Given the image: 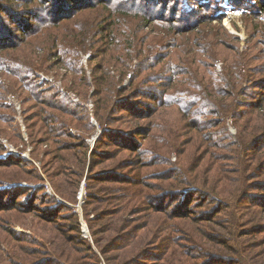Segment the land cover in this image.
Instances as JSON below:
<instances>
[{
    "label": "trees",
    "instance_id": "1",
    "mask_svg": "<svg viewBox=\"0 0 264 264\" xmlns=\"http://www.w3.org/2000/svg\"><path fill=\"white\" fill-rule=\"evenodd\" d=\"M24 1L26 2L19 5L22 6L21 9L27 8V11L21 13L6 7L5 3H13V0H0V33L5 34L4 38L0 37V74L5 80L8 79L9 82L6 81L11 83L12 89H16L24 97L23 103L26 106L30 105L25 108L26 121L37 120L41 124V132H44L46 136L43 141L53 144L54 149H51V155L55 167L59 170H64L66 165L74 161L76 157V154H65L73 148V145L62 142V140L73 139V136L69 134L71 126L77 123L82 130L87 127L88 131L92 132L95 129L87 113H84V108L79 104H72L65 94L52 85L41 82L37 69L43 68L46 63L56 59L65 67H71L72 64L79 65L80 53L94 49L95 46L98 47L96 50L103 46L108 49L115 48L118 43L124 54L117 56L116 59H124V72H119L121 74L119 79L117 76H110L107 79L106 74L111 68L108 63L104 68L106 73L104 70L101 72L98 82L101 88L96 96L93 114L103 132L98 143L112 140L116 145L122 146L127 151L131 150L136 155L143 153L145 159L147 155L153 156L149 149L144 148L145 142L138 149L135 142H131L128 138L132 135L130 132L111 130L112 124H107L108 120L121 119L122 109L125 110L128 106L121 108V104L129 101L117 103L120 94L118 84L120 79L133 73L143 58L154 59L156 50L162 46L160 42H157L155 46L149 44L146 48L140 49L141 40L144 43L148 40H143L146 34L142 35L144 29L141 30L139 26L147 24L146 27H150L152 23L153 26L167 25L169 29L166 38L174 36L177 41L183 39L185 49L172 46L175 51L165 65L169 74L164 77L165 83L160 87L162 82L156 83L163 92H158V96L154 99H151L153 96L148 92L138 96L140 92L134 91L128 97H131V100L142 98L155 103V108L148 114L139 115L140 109L137 107L136 117L141 120L148 117L143 115H149L155 109L156 115L158 111L164 112L163 109L177 108L176 111L185 114L187 122L195 131L194 139L181 142L175 134L181 127L176 121H173V132L168 130L166 133L162 132L166 129H159L157 133V127H161L152 122L148 124L145 136L139 134L140 136L136 139L138 141L146 139L145 141H149L150 144L157 142L154 150L157 153L155 160L163 159L158 156L160 153L166 152L170 155L182 150L179 149L180 146H186L187 153L193 150L199 153L198 156L195 154L190 159L184 158L177 168L170 170L175 172L171 178L168 176L171 182L166 187H169V191L162 194L166 197L171 196L172 201H180L175 198L181 199L182 195L189 191L187 196L184 195L183 202L189 198L193 200L194 197H203L204 200H198L194 206L202 211L196 216V220L190 218V215L187 216L191 222L195 221L196 228L202 227L199 232L203 229L204 236L195 234V238H189L195 247L188 250L194 249L192 250L194 257L203 259L204 264H264V238L260 241L258 239L264 233V217L253 218L255 203L259 199V195L253 194V191L259 189L261 183L258 181L264 175L259 171L264 165V97L253 94L260 84H254L251 80L255 76L252 74L255 72L251 71L256 69V66L252 65V57L245 60L237 59L236 51H228L218 46L209 52L208 47L211 43L209 34L204 29L196 33L193 29L204 21V25L210 23L212 21L210 17L215 18L217 11L222 9L219 6L223 0H209L210 5L197 6L200 11L198 21L191 17L195 15L193 10L185 9V2L193 5L195 0H147L152 4L148 11L140 9L143 5L142 0H85L86 4L83 5L85 10L76 9L80 0L75 2L74 0ZM253 1L255 0H243V6L240 8L243 15H258L256 9L259 6H254ZM263 10V8L260 9V11ZM9 20H14L11 24L16 26H9ZM26 20H29L28 25H24ZM6 36L10 38L8 43L1 41V38L5 40ZM183 52L185 53L182 57ZM176 54L178 55L172 64L173 56ZM202 56L205 57L204 60L200 58ZM38 58L45 59L43 64ZM215 61L223 62L220 72L214 70ZM80 68H82L81 65ZM148 69L150 68L147 67L145 70ZM260 71L262 72H256L257 75H264V63ZM77 72H83V68L81 70L78 67ZM144 73L139 71L133 79L134 82L135 79L143 80ZM176 77H183L182 79L186 81L179 82ZM179 85L186 86L189 90L194 89L191 90L193 94L189 96L186 92L176 91ZM262 89L264 91V87ZM5 91L7 88L0 85V105L2 106ZM259 99L262 100L258 102ZM69 101L71 106L68 104ZM146 107L149 106L146 105ZM9 109L12 113L7 122L11 123L14 112L12 108ZM245 109H247L246 116L243 117L241 113ZM129 112L133 113V110ZM228 119H233L237 126H241L244 122H255L252 126L253 131L251 127H243L238 136H231L227 133ZM81 123H85L84 126ZM77 124L74 128H79ZM209 126L223 130L226 136L221 137L223 139L221 142L215 143L214 136L208 134ZM141 131L138 130L134 134L138 135ZM68 147L71 148L68 149ZM77 148L80 149L81 146ZM5 150V146L0 143V154H3ZM150 162L153 166L154 160ZM10 167H19L23 172L25 167L33 168V165H27L24 160L15 156L0 159V171ZM208 173V179L214 175L219 176L217 185L219 188L223 186L222 191L212 193L208 190L210 181H205ZM228 173L231 176H227ZM60 174L66 177L65 174ZM99 176H111V172L105 170ZM241 178L246 182V187H235L234 190L225 191V188L231 187L234 179ZM127 181H129L128 177L117 180L116 183L126 184ZM129 183L138 185V182ZM192 190L194 192H191ZM120 193L123 196L121 195L120 198L119 211L110 213L111 223L105 229L98 228L94 231L95 221L87 219L89 229L97 237L94 242L97 251L81 237L79 219L74 215L76 224L71 231L76 234L69 236L68 226L56 225L55 232L57 231L56 237L60 246L58 251L55 250L52 254L46 253V257L37 258L42 251L29 250L21 244V240L18 242L16 238L9 235V240L13 241V246L10 247L13 256L9 264H101L102 260L105 264H146L145 259L153 257L157 248L163 253L162 258L155 256L157 258L152 260L159 259V264H183L182 260L187 256H183L180 262L176 260V255L181 248H184L186 253L188 250L180 243H175L174 226H171L174 231L172 237L165 233V237L159 243V238L153 234V231L150 235L151 231L146 225L147 222L137 226L132 218L136 210L135 205L147 201L150 196L142 193L137 197V193L131 189L120 190ZM157 198H155L156 201H158ZM35 200L37 197L33 198V204L30 210H27L33 217L41 214L37 212L39 207H34ZM1 205L3 206L2 203ZM0 208H4L3 212L9 211L4 206ZM16 208L24 210L23 207ZM142 213H147V210L142 208L138 214ZM157 213L154 214L157 215ZM101 216L99 213L94 219ZM43 220L51 225V220L47 218ZM239 229H242V232L239 233ZM101 236L104 237L102 240Z\"/></svg>",
    "mask_w": 264,
    "mask_h": 264
},
{
    "label": "rangeland",
    "instance_id": "2",
    "mask_svg": "<svg viewBox=\"0 0 264 264\" xmlns=\"http://www.w3.org/2000/svg\"><path fill=\"white\" fill-rule=\"evenodd\" d=\"M13 1V3H5L6 7L12 11L21 13L27 11V8L23 7V9H21L22 6L19 5V3L26 1ZM142 1L143 5H141L140 9L148 11L149 6L152 4L147 0ZM78 2L76 9H83V5L86 4V1L80 0ZM253 3L254 6H259V8L256 9L258 15L245 16L240 11V8L243 6V0H223L219 6V8L222 9L217 11L215 18H213L214 16L210 17L212 18L210 23L204 25V21L193 29L195 33L198 30L204 29V31L209 34L211 41L208 47L209 52L213 50L214 47L219 46L228 51H236L238 53L236 54L238 56L237 59L239 60L252 57L253 60L251 62L253 66H256V69H252L251 71L255 72L252 73L255 76L251 80L254 84H260V86H257L258 88L253 91V94H260L264 97V91L262 89L264 87V75H257L256 73L262 72L260 70L264 63V10L260 11V9H264V0H255ZM17 5L18 8H16ZM207 5H210L209 0H195V4L193 5L185 2V9L189 11L193 10L195 15L191 17H193L195 21H198L200 11L197 9V6ZM141 15H143V13H141ZM9 22V26H16L15 24H11L14 23V20H9ZM120 23L123 22L120 21ZM28 24L29 20L24 21V25ZM117 25L119 26V24ZM146 26L148 25L139 26L141 30L144 29L142 35L144 36L146 34L143 40H148L146 43L141 40L139 48L144 49L149 44H154L155 46L157 42H160L162 46L156 50L154 59L143 58L137 65V68L134 69L133 73L120 79L121 81L118 84L120 94L117 103L120 101L121 103L125 101H129L130 103L121 104V108H125V106L128 105L125 109L127 111L122 109L121 119L107 121V124H112L111 130L130 132L132 135H129L128 138L131 142H135L134 144L138 149L145 142L146 144L143 145L144 148L149 149L151 154L153 153V156L147 155L145 159L143 153L136 155L131 150L127 151L122 146L116 145L112 140L104 141L102 144L98 143V140H100L103 134L100 124L93 115L94 104L97 100L96 96L101 88L98 82L101 72L104 70L106 73L104 68L108 63L111 65V68L106 74L107 79H109L110 76H117V79H119V77H121L119 72H124V59H116L117 56H123L124 54L118 43H116L117 45L115 48L108 49L103 46L101 49L96 50L98 47L95 46L94 49L80 53L79 65L72 64L71 67H65L63 64H59L58 59H56L53 62L46 63L43 68L37 69L39 72L38 77L41 82H47L52 85L65 94L67 100H70L72 104H79V106L84 108V113H87L90 118V123L95 129L92 132L88 131L87 127L85 130H82L80 124L77 123L79 128H74L76 124L71 126L69 134L73 136V139L66 141L62 140V142H68L73 145L72 149L68 147L70 150L66 151L67 153L65 154H76V157L74 161H70L66 165L64 170H59L58 167H55L54 159L51 155V149H54V146L51 142L46 143L43 141L46 136L44 132H41V124L37 120L26 121L25 108L30 105L26 106V104L23 103L24 97L20 95L19 91L12 89L10 87L11 83H7L8 79H6V81L0 74V85L7 88V91H5V98L3 99V106L0 105L2 106L0 108V143L3 144L6 149L3 154H0V159H7L10 156H15L20 160H24L25 164L33 165V168L25 167L23 172L20 171L19 167H10L0 171V207L4 206L9 210L3 212L4 208H0V264H9L13 256L10 248L13 246V241L9 240V235H11L12 238H16L18 242L21 240V244L29 248V250L42 251L37 258L46 257V253L52 254L55 250L58 251L60 244H58V239L56 237V225L68 226L67 231L69 232V236H74L76 233L71 231L76 224L74 215L78 216L79 219L81 237L83 240L87 241V243H90L94 250L97 251L94 244L97 237L93 235L92 230L89 229L87 219H93V221H95L94 231H97L98 228L105 229L106 226L111 223L109 217L110 213L119 211L120 198L123 196L120 190L125 189L133 190L137 193V197L142 193H146L150 196L147 201H142L139 205H135L136 210H134L132 218L137 226H141L144 222H147L146 225L151 231L150 235H152L153 231V234L159 238V243L161 239L165 237V233L166 235L170 234L172 237L175 231V236L173 237L175 238V243H180L188 250L189 248L195 247L190 241V237L195 238V234L204 236L203 229L199 232L202 227L199 229L196 228L195 221L193 220L194 222H191L189 220V217L195 219L196 216L202 212L194 206L198 200H204L203 197H194L193 200L189 198L183 202L182 200L185 199L184 195L187 196L189 191L185 192V194L183 193L184 195H182L181 199H177L178 197L175 198V200L180 201H172L171 196L166 197L162 195L164 192L169 191V187L166 186L171 182L170 178L175 172L170 170L177 168L184 158L190 159L195 154L198 156V151L193 150L191 153H187V147L180 146L179 149L182 150L170 155H167L168 153L166 152L163 154L160 153L158 156L163 157V159L155 160L154 157L157 153L154 152V150L157 142L150 144L149 141H145L146 139H141L140 141L136 139L140 135L145 136L148 124L152 122L161 127H157V131L159 129H166L162 130V132L166 133L168 130L173 132V121H176L181 127L174 133L179 137L178 139L181 142L193 141V136H195V131L192 130L191 124L187 122L185 114L177 112V108L175 107L169 110L163 109L164 112L158 111L156 115L154 114L155 109L149 115H143V117L148 116L145 117L146 119L144 120L136 117V113H138L137 107L140 109V115L141 113L148 114L156 105L155 103H151L152 101H146L142 98L131 100V97L128 96L135 91L140 92L138 96L142 95V93L145 95V93L148 92V94L153 96L151 99L157 97L158 92H163V89L158 88L156 83L159 84L162 82L159 87L163 86L165 83L164 77L169 75L165 65L175 51V48H172V46L175 45L181 47L182 50L185 49L183 39L177 41L174 36L172 38H166V34H168L167 30L169 29L167 25L153 26L152 23L150 27ZM4 35L5 34L0 33V37L2 36V38H4ZM2 38V42H10L9 37L7 38L6 36L5 40ZM184 53L185 52L182 53V57ZM178 54H180L179 51ZM178 54L173 56L174 60L172 64H174ZM200 58L202 60L205 59L204 56ZM38 60H40L41 64L45 61V59L39 58ZM80 65L83 68V72L81 73L77 72L78 67L82 70ZM147 67L150 69L145 70ZM222 68L223 62L215 61L214 70L220 72ZM139 71L145 72L143 80L135 79L134 82L133 79ZM182 78L183 77H176L179 82H181V80L186 81V79ZM253 88H256V86H253ZM191 90L194 89L189 90L188 87L179 85V89L176 91L186 92L191 96L193 94ZM253 94L251 93V96ZM261 100L262 99H259L258 102ZM70 101L68 104L71 106ZM252 102V104H254V101ZM138 105H144L145 107L147 105L149 107L145 108ZM9 108H12L14 112L13 121L11 123L7 122L12 113ZM129 110H133V113L129 112ZM246 110L247 109L241 113V116H246ZM67 120L70 121V119ZM84 124L85 123H81L82 126H84ZM254 125L255 122H244L241 126H237V123L233 121V119H228L226 123L227 133L236 137L243 127H251V131H253L252 126ZM210 127L211 126L208 127V134L214 136L215 143L221 142L223 140L221 137L226 136L223 130ZM138 130L142 131L139 132L138 135H135L134 133ZM157 133H159V131ZM65 146L63 147L65 148ZM79 146H81L80 149L77 148ZM257 153L258 152H256V154ZM111 157L112 159H110ZM152 160H154L152 163L153 166L150 162ZM105 170H109L111 176H99ZM259 171L264 173V165L260 167ZM60 173L65 174L66 177ZM209 173L205 178V181H210L208 182V190L212 193L222 191L221 188H223V186L219 188L217 185L219 176L216 177V175H214V177L208 179ZM227 176L231 175L228 173ZM127 177L129 181H127L126 184L116 183L117 180ZM129 182H138V185H133ZM235 182L237 183L234 184ZM258 182L261 183L258 187L259 189L253 191V194L259 195V199L255 203L254 219H256V217L260 219L264 217V175L260 177ZM234 183H231V187L228 186L225 188V191L229 189L234 190L235 187H246V182L243 181V178L239 180L234 179ZM57 189L59 191H57ZM191 192H194V190ZM61 194L64 195L62 196ZM35 197H37V200L34 202V207H39L37 212H41V214L40 216L35 215L33 217V215L28 214L27 210H30L29 208L33 204L32 200ZM156 197H158V201L155 200ZM91 198L93 199L91 200ZM95 200L96 202H94ZM154 205H156V207H154ZM16 207H23L24 210L22 211L21 208ZM142 208H145L147 213L138 214ZM156 212H158L157 215L154 214ZM99 213L102 216L94 219ZM46 218L51 220V225L44 222L43 219ZM171 226H174V231ZM240 232H242V229H239V233ZM20 235L23 238H21ZM103 238V236L100 237L101 240ZM262 238H264V233L258 237L259 241L262 240ZM192 250L194 249H190L188 253H186L185 249L181 248L180 252L176 255V260L181 262L183 256H187L182 260L183 264H204L205 262L202 261L203 259L192 255ZM162 255L163 253L157 248V251L152 255L153 257L145 259L147 262L146 264H151L152 262L159 264V259L162 258ZM155 256L159 258L157 261L152 260V258H157ZM22 260L25 261L26 259ZM101 264H105V262L102 260Z\"/></svg>",
    "mask_w": 264,
    "mask_h": 264
}]
</instances>
